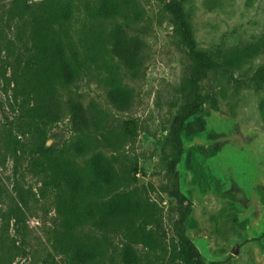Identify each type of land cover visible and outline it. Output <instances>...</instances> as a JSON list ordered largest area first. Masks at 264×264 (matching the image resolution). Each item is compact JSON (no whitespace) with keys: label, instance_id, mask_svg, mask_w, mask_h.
<instances>
[{"label":"rangeland","instance_id":"374dc122","mask_svg":"<svg viewBox=\"0 0 264 264\" xmlns=\"http://www.w3.org/2000/svg\"><path fill=\"white\" fill-rule=\"evenodd\" d=\"M11 1L0 0V30L8 38L14 32L8 22ZM27 1L33 7L44 0ZM71 1L79 6L78 15L83 17L86 6L98 0ZM126 1L134 6L128 7L124 25H130V29L126 27L129 33L145 42L142 75L131 82L135 90L133 106L120 113L108 103L107 66L92 69L85 76L80 92L87 116L85 134L92 140V147L79 161L84 164L103 153L121 174L132 175V191L157 206L158 246L154 252L135 247L141 264H183L172 253L178 216L164 189L170 185L169 132L188 62L174 23L166 13L170 0ZM185 12L201 49L227 51L240 45L262 49L259 55L244 62L234 77L221 71L217 81L211 79L206 84L207 91L215 85L224 92L222 110L216 111L207 104L200 115L204 130L184 137L186 153L178 172L180 190L191 202L187 234L205 264H264V91L245 85L264 66V0H189ZM24 29L20 24V32ZM105 58L109 61L108 56ZM135 124L136 134L123 137L122 128L134 129ZM72 129L68 120L55 125L46 147L62 148L77 137L83 138ZM210 147L217 150L211 157L207 152ZM4 156L1 145L0 187L2 198L7 193V203H0V264H66L53 248L60 229L54 196L40 191L42 179L32 171L28 155L21 159L17 174L13 172V162ZM23 199L29 239L27 244H20L19 236L16 244L14 221L10 222L7 216L8 202L16 209ZM77 233L105 242L107 253L102 264L121 263L125 240L120 233L91 224L77 229Z\"/></svg>","mask_w":264,"mask_h":264},{"label":"trees","instance_id":"16d2710c","mask_svg":"<svg viewBox=\"0 0 264 264\" xmlns=\"http://www.w3.org/2000/svg\"><path fill=\"white\" fill-rule=\"evenodd\" d=\"M73 2L44 0L30 7L27 0L11 1L8 22L10 29H14L13 37L8 38L0 30V144L5 159L13 162L14 174L23 156L28 155L32 171L42 179L40 191L54 196L60 229L53 248L66 264H102L107 253L105 242L77 233V229L88 224L121 234L125 246L120 264H141L135 247L154 252L158 246L155 233L158 208L132 191V175L121 174L103 153H97L84 164L79 161L92 147V140L85 134L87 116L80 84L92 69L107 66L108 103L120 113L129 111L135 99L131 82L142 75L145 42L129 33L126 27L130 29V25H124L128 7L134 6L133 3L98 0L92 6L87 5L80 17V8ZM188 2L170 0L166 5L188 63L178 88L179 102L169 132L170 185L164 191L178 216L172 253L183 264H205L187 234L191 202L180 190L178 172L186 153L184 137L204 130L200 115L207 104L216 111L222 110L224 92L215 85L207 91L206 84L211 79L217 81L221 71L234 77L242 64L259 55L262 49L255 45H240L227 51L201 49L185 12ZM20 24L25 28L23 32ZM110 59H117V64ZM245 85L257 92L264 91V66ZM262 118L264 127V102ZM64 120L71 122L72 130L83 138L77 137L62 148L48 149L49 132ZM136 131V124L134 129L123 127L122 136ZM207 152L211 157L217 150L210 147ZM2 192L0 187V203L5 204L7 193L2 198ZM24 205V199L16 209L8 202L7 216L10 222L14 221L16 244L19 236L20 244H27L29 239ZM22 252L20 247V257Z\"/></svg>","mask_w":264,"mask_h":264}]
</instances>
